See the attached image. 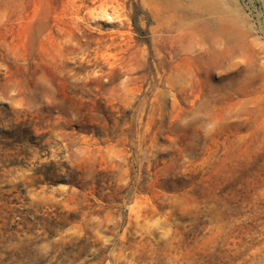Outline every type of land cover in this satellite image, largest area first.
<instances>
[{
    "label": "rangeland",
    "instance_id": "374dc122",
    "mask_svg": "<svg viewBox=\"0 0 264 264\" xmlns=\"http://www.w3.org/2000/svg\"><path fill=\"white\" fill-rule=\"evenodd\" d=\"M0 264H264V0H0Z\"/></svg>",
    "mask_w": 264,
    "mask_h": 264
}]
</instances>
